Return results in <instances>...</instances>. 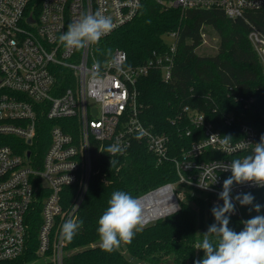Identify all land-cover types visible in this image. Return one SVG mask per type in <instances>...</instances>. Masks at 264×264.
<instances>
[{
  "label": "built area",
  "instance_id": "2783aa9c",
  "mask_svg": "<svg viewBox=\"0 0 264 264\" xmlns=\"http://www.w3.org/2000/svg\"><path fill=\"white\" fill-rule=\"evenodd\" d=\"M141 1L0 0V263L26 253L32 227L37 226L35 255L43 262L63 264L71 251L61 238V226L74 220L90 179L98 172L100 156H123L133 141L145 143L158 162L170 159L177 175L176 182L137 197L146 226L179 209L182 187L202 191L213 205L222 204L218 194L231 172L216 169L218 179L212 184L202 166L253 154L258 142L251 127L242 125L241 137L232 139L229 150L211 123L188 107L183 113L203 135L178 156H169L168 135L154 133L142 124L137 81L152 69L161 70L164 81L171 79L176 33L164 36L174 39L173 43L164 40L165 51H153L143 64L135 66L127 65L126 54L119 49L101 59L97 44L76 50L59 42L69 23L97 11L111 17L115 25L105 38L136 17ZM157 1L182 11L221 10L232 20L264 7V0ZM249 25L248 40L264 69V34ZM113 144L124 148L123 153H107L106 148ZM256 189L260 187L250 182L234 183L231 196ZM68 193L72 203L64 206ZM171 198L174 211L153 217L152 212L164 209ZM233 202V216H238L241 206Z\"/></svg>",
  "mask_w": 264,
  "mask_h": 264
},
{
  "label": "trees",
  "instance_id": "16d2710c",
  "mask_svg": "<svg viewBox=\"0 0 264 264\" xmlns=\"http://www.w3.org/2000/svg\"><path fill=\"white\" fill-rule=\"evenodd\" d=\"M245 15L232 20L221 10L182 11L157 0H142L133 20L96 43L101 59L119 49L125 52L127 65L135 66L143 64L153 51L167 49L165 35L177 34L171 79L164 81L161 70L152 69L137 81L139 119L154 133L168 135L170 157L180 155L203 135V130L195 128L183 113L185 107L202 114L221 136L240 138L242 125L254 130L257 142L264 135V69L247 37L249 23L264 34V7ZM209 31L218 38L217 51L212 55L198 53ZM111 160L116 161L115 165L111 166ZM176 180L170 159L158 162L141 141H133L126 154L118 158L101 155L98 172L91 177L74 215V220H82L83 226L67 242L66 249L71 253L63 264H193L201 259L204 253L195 245L215 222L211 214L214 205L210 196L189 186L182 187L179 209L145 226L131 244L122 243L111 253L99 246L98 219L112 192L122 190L137 198ZM250 193L254 203L264 205V188ZM66 196L63 205L69 206L71 194ZM250 207L241 206L240 215H231L229 227L242 230L241 221L257 215L249 211ZM36 230L37 226H33L26 253L0 264H51L35 255Z\"/></svg>",
  "mask_w": 264,
  "mask_h": 264
},
{
  "label": "clouds",
  "instance_id": "9594fccd",
  "mask_svg": "<svg viewBox=\"0 0 264 264\" xmlns=\"http://www.w3.org/2000/svg\"><path fill=\"white\" fill-rule=\"evenodd\" d=\"M114 26L111 17L99 11L84 14L79 20L69 23L67 30L59 36V42L65 48L79 50L98 43ZM93 67L97 68L98 65ZM232 139L230 135L223 136L221 143L230 150ZM254 144L253 154L242 159H233L229 163L213 162L210 167L202 166L203 175L211 177L214 181L212 184L217 182L218 177L214 173L218 168L231 172V175L224 179L222 190L218 194L219 200L223 201L222 205L217 204L211 208L215 222L208 226L203 239L195 245V249L202 250L204 256L194 260L193 264H264V214H261L264 205L254 203L255 197L250 192L231 196L234 183L250 182L256 187L264 188V135ZM124 150L119 144H113L105 151L116 155L122 154ZM110 163L112 166L116 161L111 160ZM199 186L209 187L202 183ZM233 200L242 207L251 206L249 211L257 213L241 221L243 228L239 232L229 227L231 215L236 211ZM107 205L98 219L97 234L101 250L111 253L118 250L122 243L131 244L135 235L143 231L146 225L141 203L131 194L116 190L112 192ZM82 226V220H66L61 226V238L71 242ZM210 236L214 239H210Z\"/></svg>",
  "mask_w": 264,
  "mask_h": 264
},
{
  "label": "rangeland",
  "instance_id": "374dc122",
  "mask_svg": "<svg viewBox=\"0 0 264 264\" xmlns=\"http://www.w3.org/2000/svg\"><path fill=\"white\" fill-rule=\"evenodd\" d=\"M209 34L204 35L203 37V42L199 49H197L198 53L201 54H215L217 51V43H218V38L215 36V34L211 31L208 32ZM164 40L167 41L168 43H173L174 39L172 37H164ZM177 189L179 187L176 186ZM151 223V222H150Z\"/></svg>",
  "mask_w": 264,
  "mask_h": 264
},
{
  "label": "bare ground",
  "instance_id": "6f19581e",
  "mask_svg": "<svg viewBox=\"0 0 264 264\" xmlns=\"http://www.w3.org/2000/svg\"><path fill=\"white\" fill-rule=\"evenodd\" d=\"M175 208H176L175 201L173 200V198H171L169 204L164 209H160L152 212V216L158 217L162 214L171 213L172 211H174Z\"/></svg>",
  "mask_w": 264,
  "mask_h": 264
},
{
  "label": "water",
  "instance_id": "95a60500",
  "mask_svg": "<svg viewBox=\"0 0 264 264\" xmlns=\"http://www.w3.org/2000/svg\"><path fill=\"white\" fill-rule=\"evenodd\" d=\"M27 156H29V154Z\"/></svg>",
  "mask_w": 264,
  "mask_h": 264
}]
</instances>
